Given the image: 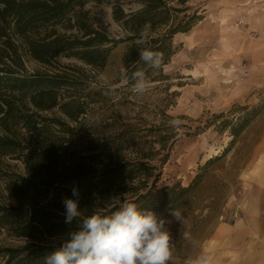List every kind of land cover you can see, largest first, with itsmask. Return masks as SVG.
<instances>
[{"label":"rangeland","instance_id":"1","mask_svg":"<svg viewBox=\"0 0 264 264\" xmlns=\"http://www.w3.org/2000/svg\"><path fill=\"white\" fill-rule=\"evenodd\" d=\"M189 4L203 18L189 32L175 35L176 52L163 70L166 78L151 81L143 97L120 76L127 48L120 41L106 45L110 50L101 67L77 57L60 55L41 62L25 54L29 72H63L77 84L60 88L59 104L49 110H38L19 91L13 102L19 112L57 116L65 125H53L56 133L69 137L80 154L90 156L84 147L97 145L99 156L89 159L98 172L119 154L136 164L137 174L149 173L151 181L159 175L157 188L188 186L201 175L180 206L157 213L169 221L166 227L175 248L170 264H189L202 253L211 256L213 264H264V0ZM75 9L115 38L125 35L113 17V3L84 0ZM58 30L75 28L58 25ZM251 109L255 113L249 115ZM65 112L83 113L75 121ZM174 118L183 121L176 130L168 125ZM243 118L249 122L233 135L231 124ZM70 126L74 132L62 131ZM0 168V202L16 203L6 190L3 172L24 174V164L1 154ZM171 211L179 212L182 222ZM240 219L242 224L236 225ZM31 242L0 225V248ZM6 259L2 252L0 264Z\"/></svg>","mask_w":264,"mask_h":264},{"label":"trees","instance_id":"2","mask_svg":"<svg viewBox=\"0 0 264 264\" xmlns=\"http://www.w3.org/2000/svg\"><path fill=\"white\" fill-rule=\"evenodd\" d=\"M82 1L0 0V128L3 131L0 155L11 154L25 168L24 174L3 172L7 175L6 190L16 203L0 202V225L10 227L17 236L33 239L22 246L0 248V254L7 255L4 264H44V255L59 246L70 230L77 229L76 220L71 225L64 222L62 203L65 197L74 199L73 187L79 192V206L85 214L93 209L110 213L115 210L107 204L112 198L136 203L157 214L167 207L171 210L180 206L182 198L201 176L198 174L188 186L178 188L167 184L157 188L159 175L151 181L149 173L137 174L136 164L122 160L119 154L116 162L98 172L99 167L94 170V162L89 159L99 156L97 145L84 147L83 151L90 156L80 154L70 146L69 137L56 133L54 126L65 125L57 116L19 112L15 108L13 98L17 91L26 94L38 110H49L59 104L60 88L77 84L76 78L67 73L29 72L23 61L25 54L41 62L60 55L77 57L101 67L110 50L106 45L124 41L127 43L124 68L130 75L144 67L135 41L147 24L150 25L147 47L159 52L163 62L159 70H144L150 81L163 80L167 76L164 66L176 52L175 35L189 32L203 18L189 4L190 0H96L113 3V17L125 31L123 37L115 38L108 28L96 27L75 12ZM58 25L75 31L60 32ZM69 67L78 69L76 65ZM126 82L131 85L130 81ZM65 113L78 121V114L83 112ZM254 113L251 109L249 115ZM248 122L249 118H243L231 124L232 134L239 135ZM62 131L72 133L74 129L70 126Z\"/></svg>","mask_w":264,"mask_h":264},{"label":"clouds","instance_id":"3","mask_svg":"<svg viewBox=\"0 0 264 264\" xmlns=\"http://www.w3.org/2000/svg\"><path fill=\"white\" fill-rule=\"evenodd\" d=\"M150 25H145L135 43L140 48L139 61L144 66L130 75L125 68L120 69V76L131 82V90L137 96L146 95L152 85L145 68L159 70L163 57L159 52L150 50L148 36ZM99 122V118H97ZM183 124L180 119H171L168 125L172 130ZM73 198H63L65 223L71 225L77 221V229L70 230L62 237L54 250L45 254L44 264H170L175 251L172 236L166 227L169 223L150 209L136 203L120 202L112 198L115 210L100 213L94 209L85 214L79 206V192L73 187ZM179 222V212L171 211ZM186 240L191 237L185 233ZM189 264H213L212 257L202 253Z\"/></svg>","mask_w":264,"mask_h":264},{"label":"crops","instance_id":"4","mask_svg":"<svg viewBox=\"0 0 264 264\" xmlns=\"http://www.w3.org/2000/svg\"><path fill=\"white\" fill-rule=\"evenodd\" d=\"M241 224H242V219L237 220L236 225H241Z\"/></svg>","mask_w":264,"mask_h":264}]
</instances>
